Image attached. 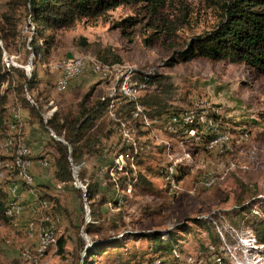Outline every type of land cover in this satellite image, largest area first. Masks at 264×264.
Instances as JSON below:
<instances>
[{"label": "rangeland", "instance_id": "374dc122", "mask_svg": "<svg viewBox=\"0 0 264 264\" xmlns=\"http://www.w3.org/2000/svg\"><path fill=\"white\" fill-rule=\"evenodd\" d=\"M7 1L0 0V15ZM185 3L195 19L178 27L173 37L163 33L155 43H145L155 31L148 18L138 16L142 11L136 7H119L96 21L82 20L59 32L50 53L38 60L28 47L33 26L20 12L18 43L3 50V57H13L12 66L17 67L2 59L4 69L36 75L35 87L25 91V97L27 92L32 104L37 99L44 106L45 125L51 112L77 113L90 91L91 101L108 98L109 112L95 124L108 137L101 140L96 155L81 160L83 183L98 184L96 196L88 202L78 169L74 168V182L64 187L53 178L57 140L49 136L51 130L43 128L20 102L15 103L13 93L6 96V109L0 107V190L9 193L14 207L8 215L11 219L0 220V264H82L85 253L78 239L85 245L94 239L106 243L105 248L111 240L120 245L96 256L95 264H183L202 258L206 264H264V245L257 242L252 226L262 219L264 204V76H255L245 65L205 59L170 65L169 59L186 41L204 34L215 21L204 0ZM126 17L141 21L124 35L113 23ZM80 38L90 46L79 45ZM68 55L93 62L94 72L105 67L104 76L119 72L112 90L100 74L84 72L69 81L66 91L56 92L58 77L66 75L61 60ZM12 76L22 82L15 72ZM5 88L6 83L0 84L1 96ZM124 102L132 104L134 120L118 118L117 107ZM150 109L158 119L147 115ZM189 109L195 110L194 119L187 114ZM172 114L186 115V119L175 125L168 122ZM110 120H119L120 125ZM33 133L39 137L36 158H32L34 146L26 141ZM218 137L224 141L209 144ZM8 142L10 151L5 148ZM124 147L138 158L137 162L128 158L134 180L126 185L118 183L126 177V159L120 155ZM22 148L29 154L26 174L15 161ZM32 160L46 163L45 168L37 167V181L31 175ZM181 170L184 175L178 182ZM137 174L145 183L136 182ZM75 179L84 189L75 188ZM38 194L46 201L39 202ZM27 195L32 202L25 200ZM91 204L100 230L86 234V242L81 231L91 221ZM242 207L249 211L241 212ZM152 232L165 242L172 232L178 243L172 254L149 263L152 244L144 236ZM47 235H53L56 244L63 240L62 252L56 244L42 247Z\"/></svg>", "mask_w": 264, "mask_h": 264}, {"label": "trees", "instance_id": "16d2710c", "mask_svg": "<svg viewBox=\"0 0 264 264\" xmlns=\"http://www.w3.org/2000/svg\"><path fill=\"white\" fill-rule=\"evenodd\" d=\"M204 2L206 8L213 13L214 24L204 34L186 41L184 48L174 53L169 59V64L205 59L212 63L245 65L255 76H264V0H204ZM119 7H136L142 11L138 16L143 14V18H148L149 27L154 28L155 31L148 36L145 43L148 41L155 43L159 35L163 33L173 37L178 27L190 25L195 19L185 0H8L5 12L0 15V84L6 83L4 94L0 95V107L6 109V96L13 93L15 103L20 102L21 106L29 111L31 117L38 119L43 128L46 126L52 134L63 139L65 145L54 141L57 157L53 173V178L63 187L74 182L72 168L79 170L78 180L83 183L85 172L80 167L81 160L85 156L96 155L101 140L108 137V134L102 135L99 126L95 124L109 112V99L101 98L91 101L92 91H90L78 105L77 113L68 112L62 115L58 112L54 114L51 112V117L45 125L42 117L44 106L41 108L37 99H33L34 104H32L27 98V92L25 97V91L34 89L36 75L33 73L28 79L21 70L4 69L3 50L7 51L11 44L18 43V24L22 11L30 18L33 26L28 47L33 59L38 60L46 58L50 53L59 32L74 28L82 20L96 21ZM140 21L136 17H126L113 23V27L127 35L125 30L134 28ZM79 45L85 48L90 46L82 38L79 39ZM41 62L44 63L43 60ZM13 72L22 80L21 83L15 82ZM48 100H45L46 104ZM132 109L131 103H122L116 110L118 118L125 122L132 120ZM147 115L151 119H158V115L152 109L147 110ZM114 125L118 126V123ZM47 128H45L46 131ZM120 155H123L127 164L124 165L126 177L118 179V183L126 185L127 181L134 180L131 177L133 171L128 167V158H132L133 161L135 158V162L138 158L129 155L125 147L120 151ZM178 174L176 180L179 182L184 174L182 170ZM136 180V182L145 183L144 177L140 174H137ZM115 183H110L108 186L114 187ZM85 189L82 195L90 202L97 194L98 184L88 183ZM43 197L45 196L38 194L39 202L46 201ZM9 198L8 192L0 190V220L2 221L11 219L7 215ZM260 209L262 219L255 221L252 226L257 242L264 245V204ZM241 210V212L249 211V207H242ZM89 214L91 221L85 225L84 233L90 236L100 230L94 223L98 213L92 204ZM144 237L152 244L149 250V255H152L148 259L149 263L172 254L175 244L178 243L172 232L169 233L166 242L156 232ZM77 243L80 250L84 251L86 246L84 241L78 239ZM107 243L111 245L105 248L106 243H98L92 239L89 248L85 251L82 264H95L96 256L105 254L108 248L120 246L117 241L111 240ZM56 245L59 252H62L63 240L59 239Z\"/></svg>", "mask_w": 264, "mask_h": 264}, {"label": "built area", "instance_id": "2783aa9c", "mask_svg": "<svg viewBox=\"0 0 264 264\" xmlns=\"http://www.w3.org/2000/svg\"><path fill=\"white\" fill-rule=\"evenodd\" d=\"M12 59H13V57H3L4 63L7 64V65H10V66H12ZM61 65L63 66V68H67L68 69V78L58 77L57 88H55V91L58 92V93H62L64 91H66V89H67V87L69 85V81L71 79H74V78L82 75L84 72H91L92 74H100V79H102L105 82H107L108 84H110V89L112 90L114 77L117 76L118 73H119L117 71H114V74L112 76H104L102 67H101V72H94V69H92V67H91V62L85 61L84 57H77V56H72L71 59H68V58L62 59L61 60ZM12 67H17V66H12ZM25 68H26V66L24 67V69ZM187 114H193V119L195 118V110L194 109H189ZM178 120H185V115L172 114L168 118V122H173L174 124ZM118 124L120 125L119 120H118ZM49 136L51 138H53V136L51 134H49ZM192 137H194V135H192ZM216 141H222L221 137L212 139L209 142V144L214 143ZM21 163H23V157H22ZM37 163H38V165L40 167H44L45 168V163L44 162H37ZM72 172L74 173V168H72ZM83 234H84V232L82 230L81 231V235H83ZM36 252H37V248H36L35 254H36ZM32 258L33 257H30V259H32ZM190 263L206 264L204 262L203 258L199 259L197 262H189L188 260L183 262V264H190Z\"/></svg>", "mask_w": 264, "mask_h": 264}, {"label": "bare ground", "instance_id": "6f19581e", "mask_svg": "<svg viewBox=\"0 0 264 264\" xmlns=\"http://www.w3.org/2000/svg\"><path fill=\"white\" fill-rule=\"evenodd\" d=\"M91 67H92V69H94L93 68V62H91ZM96 68H97V70L99 69L98 68V66H96ZM102 68H103V75H104V68L105 67H103L102 66ZM61 70H62V73L65 71L66 72V75L63 77V78H68V69L67 68H63V66L61 65ZM101 72V71H100ZM106 72H108V71H106ZM107 76V75H106ZM60 77V76H59ZM62 78V77H61ZM128 90V89H127ZM126 90V91H127ZM125 93V92H124ZM131 93V92H130ZM133 93V92H132ZM126 94V93H125ZM185 119H186V115H185ZM188 124V123H187ZM175 125H176V123H175ZM15 128V127H14ZM50 132H52V131H50ZM52 136L54 137V138H56V136H54V134H52ZM221 139H222V141H224L223 140V138L221 137ZM217 142V141H216ZM215 143V142H214ZM211 144H213V143H211ZM14 145V144H13ZM14 147V146H13ZM5 148H6V150L7 151H10L11 150V148H12V143L11 142H8L6 145H5ZM19 150V149H18ZM17 150V151H18ZM29 156V154H28V151L25 149V148H22V149H20L18 152H17V158H16V166L18 167V169L21 171V173L22 174H24L23 172H25L26 170H28V168H29V163H28V161H27V159H26V157H28ZM22 157H23V163H21V161H22ZM45 163V162H44ZM45 167H46V163H45ZM74 172H75V169H74ZM25 174H26V172H25ZM172 176V175H171ZM14 190V189H13ZM12 194V193H11ZM13 194H14V191H13ZM11 201H12V199H11ZM11 206H12V209H13V207H14V204H13V202H11L10 204H9V208H8V210H7V215H11L12 214V211H11ZM56 244V239H55V237L53 236V235H47L46 237H43L42 238V240H41V245H42V247H44V248H47V247H51V246H54ZM37 253H38V249H37Z\"/></svg>", "mask_w": 264, "mask_h": 264}, {"label": "crops", "instance_id": "0c3cea01", "mask_svg": "<svg viewBox=\"0 0 264 264\" xmlns=\"http://www.w3.org/2000/svg\"><path fill=\"white\" fill-rule=\"evenodd\" d=\"M5 108H6V106H5ZM52 134V133H51ZM31 138H28V140H26L27 142H29V144L31 145V146H34V148L31 150L32 151V158H36L37 157V155L39 154V150H35V148H37V145H38V140H39V137H38V135L36 134V133H33L31 136H30ZM40 158H42V156L40 157ZM33 161V160H32ZM39 165H38V163H37V160H34L33 161V165H32V168H31V175H32V177L34 178V181H37L38 179L36 178V173H37V167H38ZM35 184V183H34ZM22 200H23V194H22ZM25 200H29V201H31L32 202V199H30L29 197H28V195H27V197H26V199ZM23 202V201H22ZM33 207H34V204H33Z\"/></svg>", "mask_w": 264, "mask_h": 264}, {"label": "water", "instance_id": "95a60500", "mask_svg": "<svg viewBox=\"0 0 264 264\" xmlns=\"http://www.w3.org/2000/svg\"><path fill=\"white\" fill-rule=\"evenodd\" d=\"M67 58H68V59H71L72 56H71V55H68ZM25 69H26V68H25ZM27 78L29 79V78H30V75H27ZM54 139L65 145V142L63 141V139H61V138H57V137L54 138ZM74 175H75V172L73 173V177L75 178ZM74 186H75V188H77V189H79V190L84 189V187H82V185H81L79 182H77L76 179H75ZM82 237H84L85 240H86V238H87L86 234H83ZM86 242H88V240H86ZM89 246H90V244L87 243V245H86V247H85V250H84V253H85V251L89 248Z\"/></svg>", "mask_w": 264, "mask_h": 264}]
</instances>
